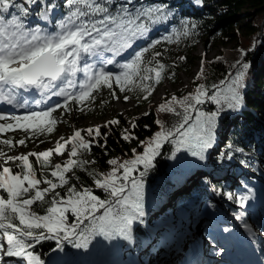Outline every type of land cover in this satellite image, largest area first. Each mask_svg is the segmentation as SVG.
Here are the masks:
<instances>
[{
	"label": "snow or ice",
	"instance_id": "1",
	"mask_svg": "<svg viewBox=\"0 0 264 264\" xmlns=\"http://www.w3.org/2000/svg\"><path fill=\"white\" fill-rule=\"evenodd\" d=\"M193 2L202 5L205 0ZM26 4L36 5L40 10L35 15L54 30L49 31L39 23L29 26L26 21L32 13ZM57 7H63L65 12L53 24ZM172 14L167 5L138 7L134 0H63L62 4L50 3L45 7H40L38 0H0V102L12 109L24 110L16 114L0 109V135L16 130L26 134L15 143L12 138H2L0 144L11 149L17 144L25 145L28 139L52 133L58 122L54 115L57 109L71 111L72 103L86 108L96 99L94 93L103 88L112 90L116 85L121 92L140 89L151 94L153 86L145 81L154 79L158 83L165 68L158 59L162 53L155 50L156 46L162 41L172 42L174 36L190 34L189 21L183 20L182 31L173 29L160 39H150L153 26L168 21ZM195 27L192 23L191 29ZM139 41L147 43L134 47ZM149 53L151 59L146 60L145 54ZM153 62L155 66L150 67ZM237 65L230 79L212 85L211 94L201 84L187 96H172L166 102L167 110L180 117L178 124L172 128L161 125L153 137L142 142L143 151L132 158L108 160L112 167L107 173L88 171L86 165L94 161L83 158L84 153L91 151L92 144L99 141L85 139L82 131L90 138L93 133L99 137V126L75 130L67 139L60 137L54 148L41 152L13 156L0 149V264H45L34 251L43 241H55L53 251H63L65 243L76 249H88L97 236L108 241L117 238L131 241L133 222L143 223L145 215L144 178L154 167L153 160L163 144L176 145L170 158H175V153L185 148L193 157L204 160L205 152L214 145L218 118L225 109L238 110L242 106L250 65L239 60L233 67ZM108 66H115L119 71L109 70ZM203 67L202 62L199 75L203 74ZM223 85H227L226 88L221 87ZM112 95L116 97L115 91ZM53 97L63 98V102L51 104ZM124 99L129 97L125 95ZM206 100L218 107L211 112L203 111L198 105ZM172 104L179 105L182 111L177 112ZM42 105L47 107L41 108ZM159 108L166 110V104ZM106 123L118 124L119 121L113 119ZM123 138L130 140L132 136L129 133ZM65 151L68 159L52 165L53 154L62 156ZM224 155L232 158L231 153ZM30 157H35L40 164L39 177ZM239 163L244 165L246 161ZM137 165H143V171ZM49 167L51 178L44 171ZM77 168L88 171L95 187L107 196L102 199L92 187L68 186L73 177L79 179L74 171ZM134 172L139 175L134 176ZM58 188L65 189L64 195ZM225 195L230 200L234 198L233 193ZM251 198L249 190L248 194L235 196V201L243 206ZM34 205H38L43 214L33 210ZM69 214L74 217L71 222ZM236 219L242 221V227L250 236H255L242 213L236 214Z\"/></svg>",
	"mask_w": 264,
	"mask_h": 264
},
{
	"label": "trees",
	"instance_id": "2",
	"mask_svg": "<svg viewBox=\"0 0 264 264\" xmlns=\"http://www.w3.org/2000/svg\"><path fill=\"white\" fill-rule=\"evenodd\" d=\"M40 1L41 0H38V2ZM42 1L44 3H51L54 1L57 2V4H62L63 2V0ZM134 2L138 7L141 5H167L169 10H171L173 13L168 21L153 26V29H158L160 26H163V28L161 29V32L157 34L160 37L152 38L150 35V39H160L161 37L170 34L173 29L182 31L183 25L181 21H189L190 34L188 36L181 35L179 36V38L174 36L172 42L162 41L160 45L156 46L155 50L162 53V56L158 59L165 65V68L162 73V78L158 83L155 82L154 79L145 81V83H149L153 86V91L164 79H167V77L172 76L173 80H176L178 72L188 71L194 66L195 57L193 55V52L198 43L202 41L204 36H213L214 38L219 39L221 42H223V44H227L228 41L233 40L235 37L239 38V40L244 43L252 42L254 44L252 48H248L245 51L243 57L240 60L243 62H247L250 65L245 79V88L243 90L245 103L248 107L247 109H242L244 115L243 119L239 123H236L234 125V127L237 126L238 130L227 135L225 142L226 149H228L232 156L238 160H241L239 157L240 151H237V149H243V151L246 152L254 149V145H256V143L258 142V138L260 137V135L264 134V0H205V3L202 5H196L193 0H134ZM61 8L65 12L64 8ZM29 10L30 12L34 11L30 8ZM240 15L241 17H239ZM242 20L243 22H241ZM192 23L196 25L195 29H191ZM253 50L260 51L261 55V61L256 68L251 67L252 57L250 56V53ZM181 57H183L184 59H181ZM145 58L146 60L151 59L150 53L145 54ZM218 61L219 62H216L215 60H207L206 63L203 64V74L199 75L201 70L200 69L197 73L196 78H194V89H196L198 85L203 84L208 89L209 94H211L212 91H214L212 89L213 84L211 83V80L214 77L219 74H223L226 75L227 79H230L231 75H234L239 67V65H237V67L234 68L233 65H236V63L228 59H219ZM220 61H223V66L219 64ZM149 66L154 67L155 62H153V64ZM152 75L154 76V74ZM112 91H115L116 95L119 93L122 95L125 94L124 92L121 93L116 85L113 86L112 90H109L108 88L101 89L99 92L94 93L96 99L90 103L91 108L93 109H87L88 115L94 112V114L98 115L100 118L103 117L104 111L108 108V104L113 98ZM126 93L135 98L139 103H144L145 101L150 99L152 95V92L151 94H148L140 89H132L130 91H126ZM188 94V91H183L180 94H175L172 96L181 98L187 96ZM145 95H147V99H144ZM172 96H165V99L159 104H166V110L161 111L158 105L140 114L130 117L132 123L131 127H127L130 120L124 118L121 114H119L110 119V121L113 119L118 120V124H100L99 127L101 136L99 137H96L95 133H93V137L90 138L85 131H82V135L85 137V139L94 138L95 140L99 141V144H92L90 152L84 153V159L94 161V163L86 165L87 170H95L99 173L100 169H106L108 172L112 167L107 163L108 160L115 158L119 161H123L132 158L136 153H141L144 149V143L142 142L148 141L151 137L154 136L157 131L160 130L161 124H163L164 120L163 113L169 112L167 110L168 105L166 102L170 101ZM171 106L176 108L177 105L172 104ZM198 107H200L205 112H211L214 111L218 107V105H216L212 101L206 100L203 105H198ZM81 108L82 105L72 103L71 111L65 110L63 108L60 109L63 110V113L65 114L70 112H78L79 110H81ZM240 108L238 110H241ZM251 108L255 109L256 112H253ZM236 112L237 110L225 109V111L221 114L217 121L216 131L219 132L218 134L223 135L225 131L227 132L230 122L237 116ZM54 115L57 118V124L63 122V119H65L63 117H60V112L58 109ZM157 121H159L160 123H157ZM57 124L55 125V130L52 133L40 135L38 138L26 140L27 147L34 144H36L37 146V149L35 151L29 152H41V150L38 149L42 146V144L44 146L50 144L47 149L54 148L56 142H53L52 140H54V135L56 134ZM65 124L69 127L67 122H65ZM85 129L87 128H81L79 130ZM125 130H127V132ZM20 131V134L16 135V137L19 136L18 138L13 136L15 141L21 138H25L26 134L22 130ZM129 133L131 134L132 139L125 140L123 138L124 135ZM70 136L71 135H69V137ZM2 137L3 136H1L0 139H2ZM64 138L67 139L68 137L64 136ZM228 144H232L233 147H228ZM19 146L20 145H18V147ZM0 148L3 149L7 154L15 156L13 154V150L15 149V147L9 149L8 146L0 144ZM175 148L176 145L165 142L160 149V154L153 160L154 167H152V169L147 173V176L144 178L143 199L150 200L154 205L162 201L164 198L162 197V194L154 196L152 194L153 188L157 186L161 180L165 179L168 176H171V173H173L177 167V165L173 164L169 159V157L172 156ZM134 149L135 152L133 151ZM185 153L186 149L181 148L180 151L175 153V156L183 157ZM130 154H132V156ZM256 154L258 157L263 156V154L260 152H256ZM55 159H60V162L57 163H62L64 160L68 159V152L65 151L62 156L54 153L51 158L52 165H55L53 163ZM30 161L36 168L37 176L39 177L40 164L36 162L35 157H30ZM9 163L11 164L12 162ZM223 163L227 166L225 170L231 171L230 175H228V179L233 180L234 177H239L238 171L241 167H239L230 159L225 160ZM137 168L140 171H143V165H137ZM14 170L16 169L14 168ZM44 171L48 173L49 178H51L50 167L44 169ZM74 171L79 179L77 180L73 177L68 186H71V184H76L78 188L80 187V185H84L85 187H92L94 193L100 196L102 199L107 196V193H105L102 189L95 187L94 179L92 176H89L88 171L79 168L74 169ZM211 173V182L215 184L217 183L219 187H222L224 189L228 180L220 179L221 177L219 175H221V173L219 172L216 173L213 170ZM187 174H189V172H187ZM187 174L178 175L177 177L173 178V182H176L173 183L176 184L175 187L179 185L178 182L182 183L181 179L186 178ZM67 175L71 176V173H68ZM133 175L138 176L139 172H134ZM192 178L196 181L193 184V191L198 195L196 203L194 205L188 202L190 196L193 194V191L189 193L183 192L179 194V196L177 197V201L174 200L171 204L164 208L163 211H159L157 210V208L152 209L150 215L146 220H149V217H151V215L153 217L155 215H159L160 213L172 215L178 214L181 216L180 218H184L182 220L188 221L189 219V221L191 220V222L197 221L198 214L196 213L194 208L196 205L199 206L198 204L204 201L206 196L205 191H207V193L211 194L213 197L217 196L216 194H213L212 190L209 187V183H206V180H203L198 175ZM43 186L45 185H41V187ZM57 191H60L61 195H64L65 193V189L58 188ZM205 203L207 202L205 201ZM33 210L40 212V214H43V211L39 208L38 205H34ZM73 219L74 217L69 214V221L71 222V220ZM139 224L140 226L136 234L138 245L135 244V251L142 254L143 252H145V246L152 240L153 234L152 232L147 231L143 223ZM237 228L238 226L235 229ZM166 233L169 232L163 231L160 236L166 239ZM154 239L156 238L154 237ZM54 249L55 241H43L41 242V244L35 246L34 251L41 255V258L45 261V264H72L74 252L80 251V249L73 248L72 245L68 243H65L63 251H53ZM173 252L170 253L172 254V256H174ZM168 262L171 261L169 260Z\"/></svg>",
	"mask_w": 264,
	"mask_h": 264
},
{
	"label": "rangeland",
	"instance_id": "3",
	"mask_svg": "<svg viewBox=\"0 0 264 264\" xmlns=\"http://www.w3.org/2000/svg\"><path fill=\"white\" fill-rule=\"evenodd\" d=\"M18 2H24V0H18ZM29 6V5H25ZM62 12L59 7L54 9V14H57L56 19L62 18ZM218 13V12H216ZM53 14V15H54ZM64 14V13H63ZM241 17V15L239 16ZM6 18H10L7 17ZM29 21L32 19H36L34 16H29ZM243 22V20L241 21ZM28 23V21H26ZM242 24V23H241ZM46 27H48L49 31L52 29V26H48L46 24ZM156 31V30H154ZM150 32V35H153V32ZM160 30H157L154 33H158ZM141 44H143L142 41H139L135 47H139ZM253 43H244L239 40V38L235 37L233 40L228 41L227 44H223L219 39L214 38L213 36H204L201 42L198 43L196 46L193 55L195 57V64L194 66L188 70V71H180L178 72V75L176 76V80H173L172 76L167 77V79H164L157 88L152 91V95L150 99L145 101L144 103H139L135 98L130 96L129 94L124 91L125 94H117L116 97L113 96V98L110 100V103L108 104V108L104 111V116L99 117L98 115L94 114L92 112L88 115V108H91V105L89 104L88 107H84L82 105L83 110H79L78 112H70V113H63V110L59 109L60 117H63V122L57 124L56 128V134L54 135L53 142H56L60 137L73 135L75 130H79L81 128H89L94 126H100V124H107L106 122L110 121L111 118L115 117L116 115L121 114L124 118H127L130 120V117L140 114L150 108L158 106L164 99L165 96H172L175 94H180L183 91H188L189 93H192L195 91L194 89V78H196L198 71L201 69V64L206 63L207 60H215L216 62H219V59H228L236 63L238 60L240 61L243 57L245 51L248 48L253 47ZM250 56L252 57L251 60V67H257L261 61V55L260 51L253 50L250 53ZM221 57V58H220ZM223 61H220V65L223 66ZM221 80L227 81L226 75L219 74L216 77H214L211 80V83L219 85V82ZM115 86V85H114ZM227 85H223L221 87H226ZM123 93V92H121ZM127 95L129 97L128 100L124 99V96ZM243 104L241 106V110H237V116L235 119H233L229 127L227 129V132L225 131L223 135L218 134L219 132L215 134V140L214 145L211 149L207 150L205 152L206 162L200 160L198 157H193L190 152L187 151L184 154L183 157L175 156V158H170V161L177 165L175 171L171 173V176L166 177L165 179L161 180L157 186H155L152 190V194L154 196L162 194V197L164 198L159 203H156L155 205L151 203L150 200L143 199V204H149L150 209H156L159 211H163L164 208H166L169 204H171L174 200H178L179 194L183 192H192L194 189L193 184L195 179L193 180L192 177L199 176L203 180H206V183H209L210 189L217 190L219 189V193L222 194V196L216 198L213 197L211 194H208L207 191H205L206 196L204 201L202 203L198 204L199 206H195V211L198 214V217L200 216V220L198 223L195 224V222H191V220L186 221L182 220L184 218H180V215H172V214H160L155 215L152 217H149V220H146V217L148 216L147 213L149 210L146 211L143 219V225L146 227L147 231L152 232V240L145 246L144 248L145 252L142 254L135 252V250L130 249L129 250V257L128 263L132 264V261L138 262L139 264H173L174 256L170 254L173 252L178 251V247L184 243L185 240L188 239V236L191 235L190 238L200 236L199 234L205 235L204 226L206 224V219L209 217V213L218 210L220 216H222L223 221H217L218 219H211L209 218V223L214 224V222L225 225L228 223V219H230V223H235V225H238V227L242 226V221L236 219V214H241L243 209H248L250 212V215L247 216L246 214L243 215L244 220L248 217V221H250L248 224H252V226H255L254 221L256 220L259 223L256 225L258 226L260 222L264 219V211H262L261 207H259V202L257 200V196L259 193V189L262 188L264 185V134L260 135L258 138V142L256 145H254V149L250 151H242L240 152V159L246 161V164L242 165L239 163V161L236 158L232 156L230 160H232L234 163H236L239 167V177H234V179H228V175H230L231 171L225 170L227 166L223 163L228 158L225 157L224 154L230 153L228 149H226V136L236 132L238 130L237 126L234 127L236 123H239L243 119V111L242 109H247L246 103L244 102L245 97L243 95ZM168 100V99H167ZM58 102H63V100H60ZM93 109V108H91ZM176 111H182V109L179 107V105L176 106ZM256 112V111H253ZM84 114V115H82ZM193 112V116H194ZM163 127L164 128H172L174 125H177L180 117L175 114V112H164L163 113ZM69 125V127L65 124ZM132 123L131 120L128 122L127 127H131ZM161 128V127H160ZM20 130L16 131H9L7 133H4L1 136L2 138H12L14 143L15 139L13 136L16 137L17 134H20ZM66 134V135H65ZM22 136V134H21ZM19 137V136H18ZM16 137V138H18ZM38 142V141H37ZM35 142V143H37ZM50 143V142H49ZM50 144L44 146L42 144L41 147H39L38 150H45L48 148ZM228 147H233L232 144H228ZM1 149V148H0ZM37 149L36 144L30 145L27 147V145H20L18 147V144L15 146V149L13 150V154L20 155V154H26L29 151H35ZM256 152H260L263 154V156L258 157ZM137 154V153H136ZM132 156V154H130ZM232 155V154H231ZM134 156V155H133ZM57 162H60V159H55L53 161L54 164ZM201 164L208 165V167L201 168ZM229 168V167H228ZM219 172L221 175H219L220 179H227L228 182L226 183L225 188L219 187L217 183H212L215 189L210 186V180L212 176V171ZM189 172V174H187ZM99 173H107L106 169H100ZM175 174V175H174ZM187 174L186 178H182V183L178 182V186L175 187L176 182H173V178L177 177L178 175ZM174 175V176H173ZM241 176V177H240ZM190 177V178H189ZM241 178V179H240ZM177 179V178H176ZM180 181V182H181ZM184 181V182H183ZM205 189V188H204ZM212 190V192H213ZM249 190H251V199L246 202L245 205L241 206L235 201V196H239L241 194H248ZM218 193V192H216ZM225 193H233L234 198L228 199L227 195ZM214 194V193H213ZM197 194L193 191V194L190 196V199L188 202L190 204H195L197 200ZM205 201L207 203H205ZM154 205V206H153ZM250 205H256L258 206V216H255L254 212L251 210ZM144 206V205H143ZM151 221V222H150ZM252 221V222H251ZM139 221L133 222V232L136 235L138 232V228L140 226ZM136 224V225H135ZM138 225V226H137ZM212 226V225H211ZM243 228V227H242ZM200 230V231H199ZM163 231H167L169 233H166V239L162 238L160 235ZM241 231V230H240ZM243 231L245 232V229L243 228ZM200 232V233H198ZM154 237L156 239H154ZM115 245L117 244V239L115 240ZM198 241V239H197ZM112 243L113 241L105 240L103 236H97L92 244L89 246L88 249H80V251L74 252V257L72 260V264H98L100 259L102 258V255L104 254L109 256L112 252ZM199 243V242H198ZM196 242V245L198 244ZM159 244V245H157ZM114 245V246H115ZM138 245V244H137ZM131 248V247H130ZM104 249H110L104 252ZM172 257V258H171ZM182 257H186L185 259L188 260L191 255H180L179 259L181 260ZM170 258V259H169ZM145 260V261H144ZM171 262H168V261ZM179 260V261H180ZM177 261V260H175ZM179 261L177 262L179 264ZM183 262V259H182ZM180 262V264H182ZM206 260L203 259L200 262V264H205ZM186 264H188L186 262ZM207 264V263H206Z\"/></svg>",
	"mask_w": 264,
	"mask_h": 264
},
{
	"label": "bare ground",
	"instance_id": "4",
	"mask_svg": "<svg viewBox=\"0 0 264 264\" xmlns=\"http://www.w3.org/2000/svg\"><path fill=\"white\" fill-rule=\"evenodd\" d=\"M40 2L44 3L42 0ZM206 159L207 158L205 157V159L202 160V162L203 161L206 162ZM203 167L206 168V167H208V165L201 164V168H203ZM143 205H144L143 208H144V212L145 213H146L147 210H149V212L147 213V215L149 216L150 213H151L152 208L150 209V207H149L150 205L149 204H143ZM148 216L146 217V219L148 218ZM236 230L240 231L241 230V226L238 227ZM131 235H132L131 241L125 240L123 238H117L118 241H117V244L115 245L116 241L114 240L113 243H112V247H113L112 248V252L110 251V249H104L103 250L104 252L109 250L111 253H110L109 256H107V255L104 256V254H103L102 258L100 259L98 264H125V262H126V257H125L126 247L129 244H131V242H133L135 240L133 238V226H132ZM196 242H197V237L189 238V239H187V241H185L181 245V247L180 246L178 247V250L180 251L179 255H184V256L191 255V257H195V260H194V262L192 264H200V262L203 259V256H205V251H204V248H202V243H198L197 242L198 244L196 245ZM133 246H135V243H132V247ZM114 248H116V249L119 248L120 249L121 257H119L117 253H115ZM224 250L227 252V255H231L232 252H233L231 249H227V248H224ZM209 259L210 258H205V260H209ZM135 261H137V260H135ZM135 261H132V264H139L138 262H135ZM214 263L215 264H219L218 262H214ZM126 264H130V263H126ZM207 264H210V263H207Z\"/></svg>",
	"mask_w": 264,
	"mask_h": 264
}]
</instances>
